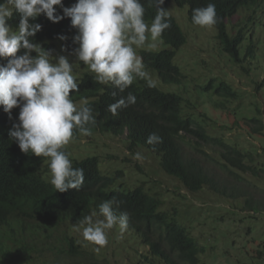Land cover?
Wrapping results in <instances>:
<instances>
[{
    "label": "trees",
    "instance_id": "1",
    "mask_svg": "<svg viewBox=\"0 0 264 264\" xmlns=\"http://www.w3.org/2000/svg\"><path fill=\"white\" fill-rule=\"evenodd\" d=\"M75 2L76 0H62L65 7ZM140 2L145 8L146 24L152 23L156 7L149 6V0ZM173 2L180 7L188 8V20L191 23L193 9L214 3L218 16V22L214 25L218 30L217 44L235 64H242L244 57L240 47L247 37L246 31L241 29L236 33L231 32L227 20L243 6H258L260 0H164L162 7L170 13ZM54 7L57 9L56 15H63L60 6ZM19 21L20 15L14 11L12 18L8 20L12 31L18 30ZM170 22L171 27L162 34L167 47L159 51L145 50L142 53L145 67L159 78L162 86L166 85L165 89L157 84L150 88L146 80L137 78L123 93L117 92V96L113 97L111 93L116 89L111 84H100L95 81L94 73L85 71L81 75L73 73L77 78L79 91L72 92L70 98L77 107H80L82 99H86L88 106L93 109L96 122L87 125L91 133L106 131L116 135L127 133L130 151H134L138 145H143L158 153L163 170L168 175L178 178L191 192L202 191L208 186L230 198L247 197L249 187H260L255 182L264 178V164L259 165L251 152H245L224 136L215 131L216 134H213L211 126L215 127L214 124L220 123V120L208 114L205 108L196 106L189 98L169 88L181 85L187 78L181 67L175 63V59L179 50L188 42L187 34L171 13ZM30 23L40 24L41 29L29 39L50 51L51 57L57 51L71 54L78 46L73 43L77 29L71 25L68 17L53 22L41 14L30 19ZM61 35L67 39H59ZM253 47L256 48V44L251 41L247 46V55L254 54ZM23 51L21 49L18 55ZM31 55L35 56L37 53L33 51ZM7 59L0 58V64H6ZM200 90L210 96L211 104L216 109H228L229 103L240 98L239 90L219 77L210 78L204 85L201 84ZM129 92L136 96V103L118 110V115L113 116L108 111V105L121 96L126 97ZM240 109L238 104L230 112L236 117L235 123L238 125L243 121L252 135H264L261 108H253L255 112L253 111L254 114L251 116L240 112ZM18 114L19 107H14L10 119L0 106V251L8 248L5 241L14 238L17 228L26 230V226L30 229L32 223H37L49 230H60L62 237L69 243V249H61L60 252L67 254L72 260L70 264H79L81 262L76 258L84 255L88 258L89 255L78 239L70 234L71 229L79 227V221L84 216L90 215L93 211L98 212V205L103 201L115 197L119 202L115 209L116 214L126 212L129 217L127 229L135 231V235L150 247L149 253L143 256L146 264H215L203 260L201 256L206 252L207 245L200 243L185 222L179 218L177 208L174 214L165 209L164 199L157 193H151L145 185H139L129 191L113 188L117 179L123 177L125 172L121 169L117 170L115 175L103 174L100 170L99 156L74 158L65 148L73 167L84 169L85 179L79 190L56 191L46 177L50 171L48 158L23 153L8 134L13 123L18 122ZM73 132L74 137L82 134L78 129H74ZM153 132L162 137V143L155 145L146 143L148 135ZM189 137L195 139L198 144L203 143L218 149L220 157L214 158V163L225 173L239 176L240 186L228 189V186L209 172L199 160L186 158L182 143L187 142ZM205 155L212 158L208 153ZM246 173L251 177H245L243 174ZM253 202L252 198H246L247 208L262 213L261 207ZM249 216L253 217L250 214ZM253 228L247 229L252 232ZM262 237L260 235L253 239L256 246H252V249L256 254L264 253V250H261L264 248ZM232 244L235 246L236 242L233 241ZM24 247L26 248L24 245L18 249V254L26 253ZM242 250L247 252L249 260L258 258V254L257 256L252 254L247 244H244ZM27 260L25 257L24 263Z\"/></svg>",
    "mask_w": 264,
    "mask_h": 264
},
{
    "label": "rangeland",
    "instance_id": "2",
    "mask_svg": "<svg viewBox=\"0 0 264 264\" xmlns=\"http://www.w3.org/2000/svg\"><path fill=\"white\" fill-rule=\"evenodd\" d=\"M260 1L258 6L241 7L227 20L231 32L236 33L241 29L246 31L247 37L240 47L244 57L241 65L235 64L217 44L218 30L215 26L205 28L194 25L188 20V8L180 7L173 2L170 13L176 17L188 37L187 44L177 53L175 63L181 67L187 78L181 85L169 86L173 91L189 98L196 106L205 108L215 119H219L220 123H215V127L211 126L212 133L224 136L245 152H251L259 165L264 164V135H252L243 121L237 125L236 117L230 112L239 104L241 107L239 111L251 116L255 112L254 109L260 107L263 111L261 117L264 123V0ZM148 25L150 26L151 23ZM251 41L256 44L252 56L246 54L247 46ZM149 42H146L142 48H135L138 57L142 58L145 50L159 51L167 47L163 39L157 43L156 48H149ZM60 55L68 57L74 74L81 75L85 71H90L83 62L76 60L74 53L57 51L50 59L55 62L56 57ZM144 70L155 84L163 89L166 88V85L162 86L158 81L159 78L152 75L145 65ZM213 77L227 80L240 92L239 100L229 103L228 109H216L211 104L210 96L200 90V85H204ZM128 145L127 133L116 135L106 131L90 135L80 134L78 137H73L65 148L74 158L99 156L100 170L105 175H115L117 170H124V176L117 179L113 188L129 191L139 185H145L151 193H157L164 199L165 209L174 214L177 208L179 218L185 222L200 243L207 245L206 252L201 256L203 260L215 264H264V253H257V259L249 260L246 256L247 252L242 250L244 244H247L251 253L257 256L252 249V246H256L253 244V239L260 235L262 237V234V239L264 238V178L254 181L260 187H249L247 197L230 198L208 186L194 193L178 178L168 175L163 170L158 153L143 145H138L134 151H130ZM182 146L186 158L199 160L209 172L226 184L228 189L240 186L239 176L225 173L214 163V158L220 157L218 149L203 143L198 144L191 137L187 142H183ZM198 147L201 149L197 150ZM136 152L143 155V160L133 159V154ZM206 153L212 158H208ZM243 175L247 178L251 177L248 173ZM46 177H50V171ZM246 198H252L253 203L258 204L263 212L257 213L247 208ZM248 227L255 229L249 232ZM70 234L78 239L89 255L88 258L87 255L76 258L80 260L79 264H91L90 262L146 264L143 256L149 253L150 247L135 235V231L126 228L121 233L118 227L107 230L108 243L103 247L84 240L79 227L72 228ZM233 241L236 242L235 246L232 244ZM5 242L8 248L3 252L0 251V264L72 263L67 254L60 252L61 249H69V243L57 229L49 230L40 224L32 223L30 229L28 226L26 230L17 228L14 238H8ZM24 245L26 253L18 254V249ZM25 257L28 258L26 263H24Z\"/></svg>",
    "mask_w": 264,
    "mask_h": 264
},
{
    "label": "clouds",
    "instance_id": "3",
    "mask_svg": "<svg viewBox=\"0 0 264 264\" xmlns=\"http://www.w3.org/2000/svg\"><path fill=\"white\" fill-rule=\"evenodd\" d=\"M163 4L164 0H149V6L156 7L149 26L140 0H76L68 7L62 0L0 2V58H8L6 64H0V106L10 119L11 110L19 107L18 122L13 123L8 134L23 153L48 158L49 182L56 191L82 187L84 169L73 167L64 149L72 141L74 129L90 135L87 125L95 124L96 119L86 99L77 107L70 98L72 92L79 91V84L68 57L60 55L53 62L50 51L29 39L41 29L40 24L30 23V19L41 14L53 22L70 18L77 29L73 37V43L78 45L73 49L76 60L95 74L96 82L111 84L116 89L111 95L116 97L117 92L123 93L137 78L146 80L148 87H155L135 48L144 47L149 34L148 47L156 48L163 32L171 27L170 13ZM54 6H60L63 15H56ZM14 11L20 15L17 31H12L8 24ZM217 22L214 3L192 10L194 25L211 28ZM58 38L67 39L64 35ZM21 49L24 51L18 55ZM33 51L37 55L32 56ZM135 103L136 96L129 92L108 105V111L116 116L118 110ZM146 143H162V137L150 133ZM143 158L140 152L133 154L137 161ZM118 205L115 197L105 200L98 205V212L93 211L79 221L84 240L103 247L108 243L107 230L114 227L121 233L126 230L129 217L126 212L116 214Z\"/></svg>",
    "mask_w": 264,
    "mask_h": 264
}]
</instances>
